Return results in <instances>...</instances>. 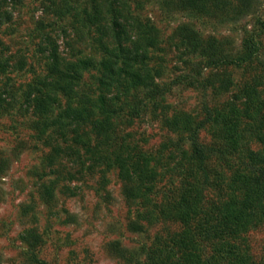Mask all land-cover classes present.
<instances>
[{"label":"rangeland","instance_id":"1","mask_svg":"<svg viewBox=\"0 0 264 264\" xmlns=\"http://www.w3.org/2000/svg\"><path fill=\"white\" fill-rule=\"evenodd\" d=\"M259 118L264 0H0V264H264Z\"/></svg>","mask_w":264,"mask_h":264},{"label":"trees","instance_id":"2","mask_svg":"<svg viewBox=\"0 0 264 264\" xmlns=\"http://www.w3.org/2000/svg\"><path fill=\"white\" fill-rule=\"evenodd\" d=\"M263 119H260L259 118V121H258V126H257V128L259 129V130H262V128H263ZM260 138H264V135H261L260 136ZM219 156L222 154V152L221 151H219ZM195 156L197 157V159L199 160V162H201L202 164L206 161V152H205V150L200 146V145H198L197 147H196V149H195ZM253 166L251 165V168H252ZM262 173H264L263 171H262ZM246 179H245V184H246V186H247V188L249 187L250 188V186L252 185H254V186H256L257 188H259V187H261L262 186V182H264V177H261V175L260 176H258V177H256V178H254V175L252 174V172H251V169L249 170V173L246 175V177H245ZM250 178H253V180H252V182H251V185L249 184V182L251 181L250 180ZM240 213V214H239ZM241 216V211H237V214L235 213V215L233 214V217L234 218H236V220L238 219V220H240V217Z\"/></svg>","mask_w":264,"mask_h":264}]
</instances>
